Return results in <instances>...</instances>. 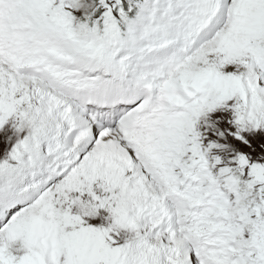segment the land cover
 Returning <instances> with one entry per match:
<instances>
[{"label": "snow or ice", "instance_id": "obj_1", "mask_svg": "<svg viewBox=\"0 0 264 264\" xmlns=\"http://www.w3.org/2000/svg\"><path fill=\"white\" fill-rule=\"evenodd\" d=\"M0 264H264V0H0Z\"/></svg>", "mask_w": 264, "mask_h": 264}]
</instances>
